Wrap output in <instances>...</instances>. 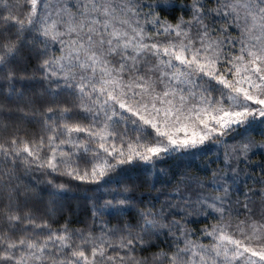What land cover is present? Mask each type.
<instances>
[{"label":"snow or ice","instance_id":"1","mask_svg":"<svg viewBox=\"0 0 264 264\" xmlns=\"http://www.w3.org/2000/svg\"><path fill=\"white\" fill-rule=\"evenodd\" d=\"M0 264H264V0H0Z\"/></svg>","mask_w":264,"mask_h":264},{"label":"trees","instance_id":"2","mask_svg":"<svg viewBox=\"0 0 264 264\" xmlns=\"http://www.w3.org/2000/svg\"><path fill=\"white\" fill-rule=\"evenodd\" d=\"M81 207H82V209L85 207V205H84V202H83V201H81Z\"/></svg>","mask_w":264,"mask_h":264}]
</instances>
